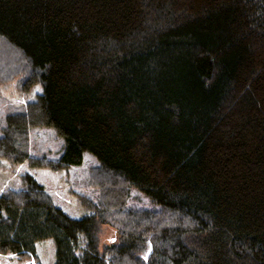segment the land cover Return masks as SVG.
Returning <instances> with one entry per match:
<instances>
[{
  "label": "trees",
  "instance_id": "trees-1",
  "mask_svg": "<svg viewBox=\"0 0 264 264\" xmlns=\"http://www.w3.org/2000/svg\"><path fill=\"white\" fill-rule=\"evenodd\" d=\"M2 54L0 82L41 91L5 114L0 158L59 172L88 152L99 195L71 216L21 173L0 264H39L48 238L53 264H264V0H0ZM45 129L55 156L32 149Z\"/></svg>",
  "mask_w": 264,
  "mask_h": 264
},
{
  "label": "rangeland",
  "instance_id": "rangeland-1",
  "mask_svg": "<svg viewBox=\"0 0 264 264\" xmlns=\"http://www.w3.org/2000/svg\"><path fill=\"white\" fill-rule=\"evenodd\" d=\"M16 68L12 57L0 55V71L6 68ZM18 77H13L6 82H0V125L3 124L7 112L21 106L26 101L34 98L41 91L37 83L29 92L20 91ZM59 138L51 129L39 130L31 137V146L35 151H43L49 156H55L61 147ZM96 160L84 153L83 162L79 166H72L68 170L59 172L44 167H29L26 163L11 164L0 158V192L8 187L20 185V174L31 173L38 181L44 184L45 189L53 196L55 202L71 216H82L90 213L85 203L80 198L85 197L90 203L98 199L99 189L93 185V173L96 169ZM126 205L132 209H145L153 207L150 200L141 192L131 190ZM106 214H108L106 212ZM117 237V230L108 223H103L100 230V243L112 242ZM39 264H53L54 242L51 238L38 240L35 243Z\"/></svg>",
  "mask_w": 264,
  "mask_h": 264
}]
</instances>
